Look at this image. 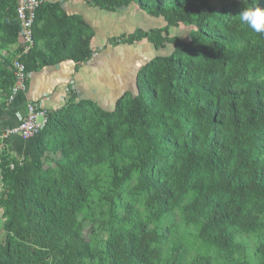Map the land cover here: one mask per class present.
Instances as JSON below:
<instances>
[{"label": "trees", "instance_id": "trees-1", "mask_svg": "<svg viewBox=\"0 0 264 264\" xmlns=\"http://www.w3.org/2000/svg\"><path fill=\"white\" fill-rule=\"evenodd\" d=\"M86 4L113 14L134 4L165 24L122 34L111 40L113 47L146 40L156 51L170 45L172 52L144 64L135 76V95L123 93L109 112L74 97L57 111L45 110L33 156L8 162L0 150V264H157L162 237L148 226L175 213L213 252L189 264L215 258L264 264V30L238 16L242 7L264 9V0H220L217 8L207 0ZM0 19L5 106L13 85L5 69L12 58L7 48L17 45L19 32L14 1L0 0ZM186 27V41L169 36L170 29ZM57 38L62 56L52 58L44 50L53 52L50 43ZM92 38L79 18L67 17L58 3L42 2L33 46L21 62L26 72L66 58L85 63ZM45 153L59 155L54 169L42 168ZM92 196L108 204L112 227L102 247L81 235L85 218L93 216L85 213ZM138 197L142 213L124 202ZM240 234L257 237L256 248L237 243ZM182 260L176 246L166 263Z\"/></svg>", "mask_w": 264, "mask_h": 264}, {"label": "crops", "instance_id": "crops-1", "mask_svg": "<svg viewBox=\"0 0 264 264\" xmlns=\"http://www.w3.org/2000/svg\"><path fill=\"white\" fill-rule=\"evenodd\" d=\"M41 1L58 3L59 8L67 17L79 18L84 25L90 28L93 32V38L89 43L91 58L85 63L78 64L66 58L56 64L38 66L35 70L26 72L25 91L17 95L11 104L0 106V132L6 128L15 127L26 115L28 104L35 105L38 110L57 111L64 107L71 97H74L76 102L89 101L97 108L109 112L113 109L115 101L123 93L129 91L130 80L134 85L135 76L144 64L157 56H167L172 52L170 45L156 51L146 40L134 42L130 46L113 47L111 44L114 32L113 16L116 18L118 12L113 14L100 11L89 6L83 0ZM130 6H134L138 10L134 4ZM139 14L143 20L140 21V26L135 28H132L133 24L129 27L127 21V25L126 23L124 25L123 18H116L122 25L120 27L125 28V30L120 31L119 36L131 34L135 30L146 32L165 26L161 19L145 17L142 12ZM144 18L150 22H144ZM42 26L40 25V27ZM175 30H169L170 37H178L182 40L181 36H183V39H186L184 30L179 33H175ZM57 41L58 38L50 43L53 52L50 51L49 47L47 51L43 49L45 53H50L52 58L62 56L59 54V41ZM7 50L10 56H13L16 45L8 47ZM5 67L6 70H9V65ZM113 76H115L114 79ZM134 93L135 89L132 94ZM4 96V93L0 91V97L3 98ZM33 142V139L22 141L16 137H11L0 142V150L7 151L9 155L14 157V160L21 161L23 158L31 157L36 153Z\"/></svg>", "mask_w": 264, "mask_h": 264}, {"label": "rangeland", "instance_id": "rangeland-1", "mask_svg": "<svg viewBox=\"0 0 264 264\" xmlns=\"http://www.w3.org/2000/svg\"><path fill=\"white\" fill-rule=\"evenodd\" d=\"M83 1H86V0H83ZM207 1L211 6L215 8H217L220 4V0H207ZM139 13L140 12L134 6H129L125 9L119 10L116 18L117 19L123 18L125 21L123 22V24L126 23L127 25V22H128V26L133 24L132 28L133 27L135 28V27H139L140 21L143 20V17ZM116 18L115 16H113V19H114L113 20V31H114L113 39L118 38L119 36L118 34L121 33L120 31L125 30V28L120 27L122 25L119 24ZM145 21H147V23L150 22L147 18H144V22ZM183 30L186 32V34L184 32V36L186 37L188 33L190 32V28L186 27ZM181 31H182L181 29H178V30L176 29L175 33L176 32L179 33ZM178 35L181 36V34H178ZM181 37H182V40L180 41H184L183 36ZM114 78L115 76H113V79ZM130 83H131V87L128 92L132 94L135 89L134 88L135 82L133 85L132 80H130ZM132 95L134 96L135 93ZM163 106L164 104L161 105L160 110H162ZM5 152L8 155L7 161L8 162L12 161L14 157L9 155L7 151ZM58 158H59V155L53 156L51 154L45 153L44 159L42 161V168L43 169H47V168L54 169V164L52 161L58 160ZM1 193H2V188H1V183H0V196H1ZM124 202L125 203L129 202L132 208H134V210H137L140 213L143 212V208H144L143 200L140 197L136 199L130 198L129 200H124ZM87 207L88 209L86 210L85 213L89 215L93 213V216L91 220L88 218H85V221L83 222L81 235L83 239L87 243H89L92 247L94 246L102 247V243L108 239L110 227H112L110 223L106 222V219H107L106 212L108 209V204L104 203V201L100 197L98 198V197L92 196L87 203ZM2 214H3V204L0 198V243H2L4 239V232H3L4 219L2 217ZM148 230H152L156 232L158 235H160V237H162V240L158 243V245L155 246L159 251V261L157 264H167L166 262L168 261L172 251L174 250L176 246H180L183 252V260L181 264H189L193 258L199 255H208V254L213 255V252L209 253L202 246V244L195 238V236H193L192 229H188V230L185 229V227L183 226L182 222L180 221L176 213L171 218L166 217L161 222L151 223L148 226ZM236 242L242 243L243 246H245L248 250L252 251L256 248L258 244V238L255 236H246L245 234H240L236 238ZM213 258H215V255L213 256ZM223 260L224 259L222 258H215L211 261V264H225Z\"/></svg>", "mask_w": 264, "mask_h": 264}, {"label": "built area", "instance_id": "built-area-1", "mask_svg": "<svg viewBox=\"0 0 264 264\" xmlns=\"http://www.w3.org/2000/svg\"><path fill=\"white\" fill-rule=\"evenodd\" d=\"M12 1L15 2V15L19 25V32L16 45L18 52L12 56L9 64V70L13 76V85L6 99L7 104H11L17 95L25 91L27 75L21 60L28 55L33 46L32 25L35 19V12L42 3L41 0ZM45 114V110H38L35 105L28 104L26 115L20 122L15 127L6 128L0 132V142L11 137H16L22 141L33 139L46 122Z\"/></svg>", "mask_w": 264, "mask_h": 264}, {"label": "clouds", "instance_id": "clouds-1", "mask_svg": "<svg viewBox=\"0 0 264 264\" xmlns=\"http://www.w3.org/2000/svg\"><path fill=\"white\" fill-rule=\"evenodd\" d=\"M238 16L243 23L253 30L257 32L264 30V9L254 6L242 7Z\"/></svg>", "mask_w": 264, "mask_h": 264}]
</instances>
